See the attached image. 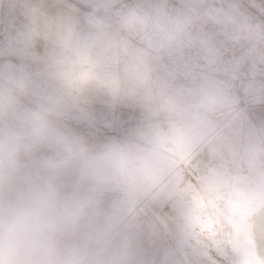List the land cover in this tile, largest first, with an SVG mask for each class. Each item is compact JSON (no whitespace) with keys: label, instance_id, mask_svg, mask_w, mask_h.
Returning <instances> with one entry per match:
<instances>
[{"label":"clouds","instance_id":"obj_1","mask_svg":"<svg viewBox=\"0 0 264 264\" xmlns=\"http://www.w3.org/2000/svg\"><path fill=\"white\" fill-rule=\"evenodd\" d=\"M264 264V0H0V264Z\"/></svg>","mask_w":264,"mask_h":264},{"label":"rangeland","instance_id":"obj_2","mask_svg":"<svg viewBox=\"0 0 264 264\" xmlns=\"http://www.w3.org/2000/svg\"><path fill=\"white\" fill-rule=\"evenodd\" d=\"M252 262H253V264H258L259 257H256V256L252 257Z\"/></svg>","mask_w":264,"mask_h":264}]
</instances>
